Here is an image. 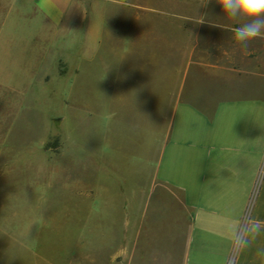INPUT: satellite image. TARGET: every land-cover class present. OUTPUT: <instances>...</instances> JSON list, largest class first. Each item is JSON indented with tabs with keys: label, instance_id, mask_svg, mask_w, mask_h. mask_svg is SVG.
Masks as SVG:
<instances>
[{
	"label": "rangeland",
	"instance_id": "obj_1",
	"mask_svg": "<svg viewBox=\"0 0 264 264\" xmlns=\"http://www.w3.org/2000/svg\"><path fill=\"white\" fill-rule=\"evenodd\" d=\"M198 4L81 0L30 80L5 66L25 86L0 90V264H110L135 228L124 220L166 200L156 162L187 97L183 50L168 41L184 35L153 10Z\"/></svg>",
	"mask_w": 264,
	"mask_h": 264
},
{
	"label": "crops",
	"instance_id": "obj_2",
	"mask_svg": "<svg viewBox=\"0 0 264 264\" xmlns=\"http://www.w3.org/2000/svg\"><path fill=\"white\" fill-rule=\"evenodd\" d=\"M184 1L198 8L153 10L182 24L168 26V34L184 35L181 45L168 41L183 50L178 97H187L174 106L156 162L166 200L141 204L135 219L124 220L135 228L120 234L126 244L112 252L110 264H264V40L240 54L231 32L215 26L229 23L215 0ZM80 4L0 0V90L25 86L16 84L22 80L16 73L5 75V66H24L20 72L30 80L47 34L63 29Z\"/></svg>",
	"mask_w": 264,
	"mask_h": 264
},
{
	"label": "clouds",
	"instance_id": "obj_3",
	"mask_svg": "<svg viewBox=\"0 0 264 264\" xmlns=\"http://www.w3.org/2000/svg\"><path fill=\"white\" fill-rule=\"evenodd\" d=\"M215 2L221 7L224 18L229 21L228 24L215 26L231 32L237 52L247 54L254 41L264 40V0H215ZM260 230L258 225L254 229V234H258Z\"/></svg>",
	"mask_w": 264,
	"mask_h": 264
}]
</instances>
